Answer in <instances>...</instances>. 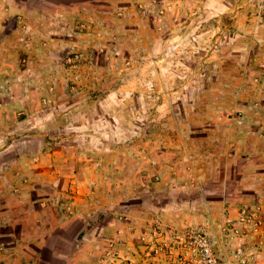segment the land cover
<instances>
[{"label":"rangeland","instance_id":"rangeland-1","mask_svg":"<svg viewBox=\"0 0 264 264\" xmlns=\"http://www.w3.org/2000/svg\"><path fill=\"white\" fill-rule=\"evenodd\" d=\"M73 1L1 35L0 264H264V0Z\"/></svg>","mask_w":264,"mask_h":264},{"label":"crops","instance_id":"crops-1","mask_svg":"<svg viewBox=\"0 0 264 264\" xmlns=\"http://www.w3.org/2000/svg\"><path fill=\"white\" fill-rule=\"evenodd\" d=\"M44 1L45 0H37L38 5H42V3ZM73 3L76 4L77 2L74 0ZM2 5H3V8L8 7L9 10L6 13H4L3 9H0V12L3 13V15L0 17V29H1L0 30V40H1V35L8 36V37H6V39H8L9 41L16 42L22 48L29 49L30 47L33 46V43L29 42L26 38H21L19 35H17L18 32L23 34V33H26L30 30V27H29V24L27 23L26 18L22 17L20 19H17L15 21L16 24H15L12 32L10 34L5 33V28H6V25H7L9 18L12 17V15H14V13H25L26 10H24V8L18 7L15 4V0H5V2ZM38 11L40 13V10H38ZM41 16H43V15L39 14L37 16V18L39 20H41ZM74 21L75 20H73L72 16H66V17L61 16V18L55 19L54 20L55 26H53L54 27L53 33L54 34L58 33L57 30H59V29L65 30L68 26H69V30H70L71 25L74 23ZM54 36H57V35H54ZM4 40H5V38H4ZM1 47H0V53H1L0 54V77H1V80L4 83H10V84H16L17 85L18 84V78L22 81V79L24 78L25 75L22 73H19L20 70H19V67L17 66L16 63L8 61V59H10L9 57H6L5 61H1L3 59V57L6 56V51L2 50ZM13 55L15 56L16 52H13ZM234 128L235 127H233V125L231 124V126L225 128L226 132L223 135H222V132H224L225 130H219V132H217L213 137L208 136L209 140L213 139V141H214L215 139H218V141H219L215 145L216 148H215L214 154H213V159H215L216 166H218V165L222 166L224 164L223 163V160H224L223 152H224V148H225L224 145H226V148L229 151L236 149L238 147V145H237L238 137H237L236 133H233L236 131ZM250 133H252V132H250ZM205 140H206V138H205ZM249 143H251L250 138H249ZM203 151H204V149H203ZM204 155H205V157H204L205 161H207L208 158H206L207 157L206 154H204ZM199 167H203L204 169H206V163H203L202 158H199L198 168ZM231 167H233V166H231ZM1 218H2V216H0V220H1ZM72 220H73V218L67 219V220H64L63 218H61L56 227L59 226L60 228H63V229L66 227H69V229H70L71 227H73V223H72L73 221ZM9 224H10V228H12L13 227V219L12 218L10 219ZM1 229L5 230V231L8 229L6 217H5L4 221H0V230ZM0 235L2 236V234H0ZM7 235H11V234L7 233V234H5V237L2 236L4 239L2 241H5V242L8 241V237H6ZM43 245L45 247V244H43ZM44 247L40 246V245L37 246L35 253L41 252ZM58 258L65 259L66 255H60ZM10 263L12 264V261Z\"/></svg>","mask_w":264,"mask_h":264},{"label":"built area","instance_id":"built-area-1","mask_svg":"<svg viewBox=\"0 0 264 264\" xmlns=\"http://www.w3.org/2000/svg\"><path fill=\"white\" fill-rule=\"evenodd\" d=\"M200 245L202 248V255H203L204 261L207 264H219L220 263L219 258L213 252L212 248L210 247L209 243L206 240L200 241Z\"/></svg>","mask_w":264,"mask_h":264}]
</instances>
